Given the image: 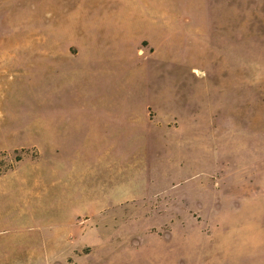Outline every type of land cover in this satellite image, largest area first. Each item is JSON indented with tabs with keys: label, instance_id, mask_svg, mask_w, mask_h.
I'll return each mask as SVG.
<instances>
[{
	"label": "rangeland",
	"instance_id": "374dc122",
	"mask_svg": "<svg viewBox=\"0 0 264 264\" xmlns=\"http://www.w3.org/2000/svg\"><path fill=\"white\" fill-rule=\"evenodd\" d=\"M151 1L0 0V176L18 148L46 162L54 111L167 98L148 174L91 183L103 194L60 248L47 195L25 192L32 172L1 179L0 264H264V0H166L149 17ZM14 38L25 48L5 52Z\"/></svg>",
	"mask_w": 264,
	"mask_h": 264
},
{
	"label": "crops",
	"instance_id": "0c3cea01",
	"mask_svg": "<svg viewBox=\"0 0 264 264\" xmlns=\"http://www.w3.org/2000/svg\"><path fill=\"white\" fill-rule=\"evenodd\" d=\"M168 6L166 0L151 1L147 10L149 17L168 16ZM35 13L33 7L28 14ZM15 31L17 38V27ZM16 38L12 39V45L3 47L5 52H20L25 48ZM145 44L150 48L153 68H159V46L152 41H145ZM16 59V56H10L11 62ZM166 99L159 93L149 98L150 102L146 101L139 110H121L115 97L99 96L90 98L86 108L54 111L49 121L46 162L38 146L15 149L28 151L14 168L0 176V180L16 174L21 168L32 172L30 181L22 177L27 183L25 192L38 196L40 204L44 200L40 202V198L47 195L48 218L52 228L58 230L54 232L53 243L60 248L71 238L70 230L76 215L88 207L87 198L103 194L99 188H91V183L96 184L104 174L112 177L148 174L150 143L155 142L153 149L158 156L166 135V124L161 120V102ZM191 128H194L193 121ZM126 191L120 189L112 195L121 197L127 194ZM120 201L115 199L116 204Z\"/></svg>",
	"mask_w": 264,
	"mask_h": 264
}]
</instances>
